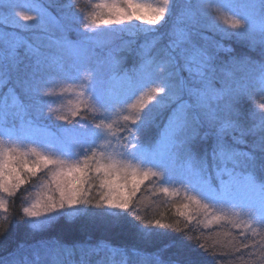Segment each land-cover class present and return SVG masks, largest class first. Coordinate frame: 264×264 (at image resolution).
<instances>
[{
	"label": "snow or ice",
	"instance_id": "obj_1",
	"mask_svg": "<svg viewBox=\"0 0 264 264\" xmlns=\"http://www.w3.org/2000/svg\"><path fill=\"white\" fill-rule=\"evenodd\" d=\"M65 6L77 9V0H69ZM8 7L18 20L40 21L43 25L39 13L30 14L31 6L10 3ZM245 7L251 11H241L225 0H190L180 17L184 27L178 34L168 33L166 58H160L153 50L155 42L164 37L161 33L153 38V48L145 49L141 45L131 68H125L124 58L119 57L98 70L83 69L82 96H89L90 76L97 71L125 85L121 95L112 100L91 93L84 110L91 108V120L73 110L70 115L58 117L71 127H62L54 141L40 143L42 151L0 149V194L11 197L39 171L45 176L50 174L44 184L46 193L23 208L22 240L8 254H0V264H113L116 255L121 257V264H181L169 254L170 250L182 248L192 237L184 235L176 239L165 231L170 225L159 220L144 224L128 211L141 178L153 177L162 183L186 186L207 201L205 208L210 205L239 207L234 194L251 184L257 173L264 176V103L252 110L244 107L246 100L254 102L255 98L236 81L232 71L225 70L219 54L234 51L225 47V40L255 52L258 60L250 55H233L229 67L255 64L260 95L264 96V0ZM95 8L100 11L86 14L79 9V14L61 16L51 28L43 26L48 45L61 48L82 43L70 41V34L75 32L88 39L99 25H130L136 21L156 27L175 14L173 0H160L157 5L141 0H101ZM44 58L45 53L27 41L0 39V83L10 85L0 96V112L7 115L14 107L22 114L26 110L25 100L37 94L52 95L46 82L38 77ZM9 98L12 105L8 103ZM165 111L167 123L159 142L168 150L169 158L180 150L187 162H195L192 178L173 180L172 169L164 160L149 158L140 143V134ZM48 115H52L51 108ZM77 116L80 118L76 119ZM201 142L210 144L211 150L197 159L195 147ZM110 149L115 155L110 154ZM129 160L138 161L148 170L129 169ZM97 177L100 188L106 191L94 200L92 188ZM260 184L264 191V179ZM205 193L219 198L208 199ZM94 208L103 209L97 215L104 218L105 227L123 230L129 237L127 244L105 245L111 256L100 245H66L60 241L30 239L34 231L46 229L59 217L88 215ZM0 209L8 210L3 195H0ZM248 215L264 228V215L254 219L250 209ZM241 234L247 235V232ZM165 236L171 239L161 247L160 241ZM258 246L245 244L250 249Z\"/></svg>",
	"mask_w": 264,
	"mask_h": 264
},
{
	"label": "trees",
	"instance_id": "obj_2",
	"mask_svg": "<svg viewBox=\"0 0 264 264\" xmlns=\"http://www.w3.org/2000/svg\"><path fill=\"white\" fill-rule=\"evenodd\" d=\"M155 2L158 0H148ZM160 1V0H159ZM69 0H0V4L15 3L18 5H30L34 9H42L45 14L53 15L57 20L61 16H67L70 13H76L79 9H84L85 0H77V9L70 10L65 5ZM187 0H175L173 6L175 14L172 17H166V21H162L159 26H156L155 32H146L140 34H133L124 37L123 41H127L124 44V50H120L114 54L115 58L123 57V64L125 68H131L135 62L136 52L140 50L141 45L145 49L148 47L153 48V38L160 36L161 33L164 37L159 42H155V50L160 58H166L167 45L169 32L179 33L182 27L180 17L186 10L185 5ZM247 2L245 0H234L232 5L236 6L239 10L241 5ZM189 3V2H188ZM253 4H259V0H252ZM85 9V10H86ZM89 10L84 13L87 14ZM79 13V12H78ZM173 18V20H171ZM8 31L13 32V36L19 35L26 40L35 43L33 37L42 35L41 32L28 31L23 32L17 29L6 28ZM38 32V33H37ZM47 37V35H42ZM75 39L74 33L70 34L69 39ZM175 38V36L173 37ZM219 39V36L216 37ZM80 39V37L78 38ZM225 47L231 48L233 52H221L220 60L225 66V70L232 71L236 81L245 87L252 97L253 101L246 100L244 107L248 110H252L264 103V96L260 95V89L258 84V67L253 65L235 66L229 67V62L233 55L235 56H252L255 59H259L255 52H249V49L239 43L231 40H225ZM23 49H21L22 51ZM113 56V54H112ZM10 85L0 83V96H3L7 92ZM49 98L43 95H34L31 100H25L26 110L21 114L18 113L16 108H10L8 114L16 115L18 119H10V124L13 127H20V122L25 120L26 123H22L24 126L34 127L36 130L44 128H56L51 121V117L47 115ZM9 105L13 104L11 98L8 100ZM30 105V106H29ZM151 108V105H148ZM148 109H145L147 112ZM155 114V113H153ZM88 119H92V114L84 113ZM167 111L157 116L155 122L144 130L140 136V143L144 148H150L159 144L160 133L163 130L164 125L167 123ZM12 117V116H11ZM114 122V121H110ZM20 124V125H19ZM38 125L39 127H36ZM66 127L71 125L65 124ZM117 131V129H113ZM0 149L6 148V143L0 139ZM124 143H127L125 140ZM32 149L30 146L21 149V151H29ZM210 144L199 143L195 147L197 159L203 155L206 151L210 152ZM178 160L186 162V158L182 151L176 150ZM189 163V162H188ZM192 168L195 166V162L191 163ZM211 171V168H209ZM47 179L44 175H38L32 178L28 183L22 185L13 196L9 197L7 194H0L4 196L7 205V212L0 209V254L6 255L12 250L18 242L22 240L24 236V217L23 208L29 205L26 199L29 198L31 193H42V182ZM264 179V176L257 173L254 180L260 184V180ZM215 183V181H213ZM261 185V184H260ZM163 184L158 181L147 182L135 193L130 201V208L128 209L132 215L138 216L144 224L149 222L154 223L159 220L162 224H168L171 227L165 231H168L171 236L179 239L184 235L192 237L182 248H173L170 250V255L179 259L181 264L191 262V264H264V228L255 224L254 221L244 215L242 218L229 219L221 215L218 211L213 209L211 205L207 208L204 207L205 203L199 198L200 203L187 204L185 207L184 202L188 201L187 195H182L179 191H175L174 194L179 197L170 196L162 189ZM28 191H25V189ZM165 188V187H164ZM104 190L94 186L92 188V197L94 200L98 199L100 194ZM172 191V192H173ZM182 198V199H181ZM190 200V198H189ZM195 202V201H194ZM184 205H183V204ZM101 208L91 209V214L80 215L76 217H59L53 221L46 229L36 230L31 236V240L35 241H60L66 245L78 244V245H100L105 248V253L111 256V252L105 247V245L120 246L129 243V237L123 230H115L105 227V220L97 213L102 212ZM254 219L259 220L264 211L251 210ZM237 216V214H235ZM252 227L249 228L248 225ZM242 232H247V235H242ZM171 237L165 236L160 241V246L163 247L169 242ZM255 243L259 245L256 248H246L245 244L252 245ZM201 245L203 247H201ZM113 264H121V257L116 255L113 257Z\"/></svg>",
	"mask_w": 264,
	"mask_h": 264
},
{
	"label": "rangeland",
	"instance_id": "obj_3",
	"mask_svg": "<svg viewBox=\"0 0 264 264\" xmlns=\"http://www.w3.org/2000/svg\"><path fill=\"white\" fill-rule=\"evenodd\" d=\"M87 7L84 8V12L89 10L87 13H93L100 11L95 8V4L100 3L101 0H85ZM190 2V0H187ZM234 0H225V2L230 3ZM241 5V11H251V9H246L245 6L253 4L252 0H245ZM144 3H150L153 5H157L160 1L150 2L148 0H141ZM175 0H173L174 4ZM187 2V3H188ZM28 5V4H26ZM23 6V5H21ZM30 6V5H29ZM86 9V10H85ZM258 14V9L256 10ZM45 11L42 9H34L31 7L30 14L36 15L39 13L41 20L43 21V25L40 21H31L24 22L18 20L14 14L12 9L8 7L7 4H0V39L8 38L11 40L24 42L32 44L33 47L40 48L45 53V58L43 59V65L41 70L38 73V77L46 82L48 90L52 92V95L45 96L49 98L48 109L51 108L52 115L51 121L54 123L56 128H42L36 130L34 127L24 126L22 123H26L25 120L20 122V127H13L11 124L9 126V117L10 119H18L19 117L16 115H10L9 117L5 115V113L0 112V139H2L6 143V148L2 149L7 150L8 148H19L25 149V147L30 146L31 148H37V150H43L39 148L40 143L51 142L54 141L62 127H66L65 122L58 119L61 115H70L73 110H78L80 115L83 116L84 113H89L93 115V111L91 108L87 112H85V108L89 105V96L92 92L96 95H102L106 99L112 100L118 98L125 85L121 82L114 81L110 78L107 73L94 72L92 76H90V85H89V96H82L80 93L84 91L83 87L80 84V80L82 78L83 69L87 68L89 70H98L103 68L107 63L113 60L114 54L120 50H124V44L127 41H123L124 37L128 35L140 34L146 32H155L156 28L142 25L139 22L133 21L130 25H120V26H103L99 25L95 28L92 33L91 38L85 39L84 36L78 35L74 32L75 39L70 38V41H82V43H73L70 46H65L61 48H51L48 45L47 37H43L42 35H47L43 31V26H47L51 28L53 23L57 20L53 15L48 14V16L44 13ZM79 12V11H78ZM77 11L75 14H79ZM185 12V11H184ZM183 12V13H184ZM173 20V18H171ZM182 27L184 24L181 22ZM27 27H24V26ZM17 29L23 32L28 31H37L41 32L42 35H38L33 37L32 40L35 45L29 41L24 39L23 37L16 35L13 36V32L8 31V29ZM180 28V29H181ZM37 32V33H38ZM114 33H118L119 35H113ZM80 37V39H78ZM150 48V47H148ZM147 48V49H148ZM155 51V50H154ZM113 54V56H112ZM27 63V61H26ZM259 89H261V84L258 80ZM40 95V94H37ZM147 102V100H146ZM148 105H151L149 103ZM97 111H99L97 109ZM48 115V111H47ZM12 116V117H11ZM80 117L77 116L76 119ZM115 119V118H114ZM110 121H105V123H109ZM12 137V139H9ZM16 138L22 140L23 143H19ZM120 151H123L121 148ZM144 151L148 154L149 158L155 160H164V162L172 169V178L175 181L186 180L192 178L193 168L190 163L187 161L184 163L183 161L178 160L177 153L173 158H169L168 150L163 146L162 143L159 142L156 146L150 148H144ZM110 154L112 153L111 149L109 150ZM116 159H120V156L116 155ZM129 169L136 168L139 171H147V166L140 164L138 161L129 160L127 162ZM38 175L44 176L43 171H39ZM94 175V173H93ZM47 179L42 182L40 186L42 188V193H31L26 202L33 203L40 196L44 195L47 189L44 188V184L50 178V174L46 176ZM131 180V177H129ZM158 181V183L163 184L165 188H168L167 193L170 196L179 197L174 194L175 191L173 189L179 191L180 194L187 195L189 198L195 196V198L201 199L197 193L192 192L186 186H182L179 183H162L156 178L148 177L146 179L141 178V183L139 189L142 185L151 181ZM94 186L100 188V178L97 177L93 182ZM129 187L131 184L129 183ZM164 187L162 189H164ZM106 191L105 189H103ZM173 191V192H172ZM127 192V189H125ZM208 199H218L219 197L205 193ZM235 198L237 202L236 208L224 207L219 205H211L213 209L218 211L221 215L229 219H238L242 218V215L249 218L248 210H256L258 212L264 211V191L261 190V185L256 183L253 179L251 184L247 185L245 188L241 189L239 192L235 193ZM187 202H184L185 205H190L196 203V199H190ZM182 199V198H181ZM202 200V199H201ZM195 201V202H194ZM205 203L206 200H203ZM183 204V203H182ZM183 204V205H184ZM241 208L244 211H241ZM237 214V216L235 215ZM242 214V215H241Z\"/></svg>",
	"mask_w": 264,
	"mask_h": 264
}]
</instances>
